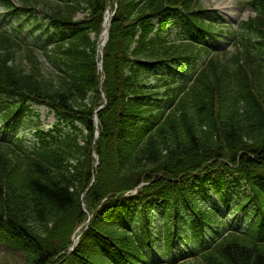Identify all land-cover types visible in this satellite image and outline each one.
I'll return each instance as SVG.
<instances>
[{"label":"trees","instance_id":"1","mask_svg":"<svg viewBox=\"0 0 264 264\" xmlns=\"http://www.w3.org/2000/svg\"><path fill=\"white\" fill-rule=\"evenodd\" d=\"M17 1L19 19L27 21L0 31V93L21 102L5 103L0 123L33 117L25 107L30 101L46 104L58 117L51 132L38 129L34 147L0 141V240L23 255V264H117L142 254L136 233L124 223L129 212L146 217L154 196L168 215L189 206L208 216L186 183L197 172L237 167L264 211V192L255 183H264V0H252L258 14L243 21L239 33L230 29L235 50L213 56L201 39L218 36L220 21L205 9L206 0H115L103 71L95 38L109 0ZM37 12L55 31L52 50L43 53L51 69L35 42L21 37L27 27L43 29ZM179 23L192 38H171V26ZM204 54L195 83L174 86L171 66L190 65ZM104 93L106 106L97 113L101 135L93 145L94 115ZM144 182L139 197L119 198ZM85 192L89 211L105 204L82 247L64 261L61 254L86 220ZM139 222L141 230L145 221ZM255 228L264 230V218L249 234H231L184 264H264V241Z\"/></svg>","mask_w":264,"mask_h":264},{"label":"rangeland","instance_id":"2","mask_svg":"<svg viewBox=\"0 0 264 264\" xmlns=\"http://www.w3.org/2000/svg\"><path fill=\"white\" fill-rule=\"evenodd\" d=\"M244 0H211V5L222 11L223 13L231 14L232 19L236 23L237 20L242 16H247L250 11L241 12L240 3ZM207 2L206 5H208ZM0 13L2 10L0 9ZM82 15H79L77 18H82ZM41 61L44 63V67L49 68V62L45 61L44 58H41ZM44 118V116H43ZM45 122L44 119H42ZM52 121V118H49L48 123ZM0 264H23V255L21 253L12 252L6 246L0 244Z\"/></svg>","mask_w":264,"mask_h":264},{"label":"bare ground","instance_id":"3","mask_svg":"<svg viewBox=\"0 0 264 264\" xmlns=\"http://www.w3.org/2000/svg\"><path fill=\"white\" fill-rule=\"evenodd\" d=\"M107 34V33H106Z\"/></svg>","mask_w":264,"mask_h":264}]
</instances>
